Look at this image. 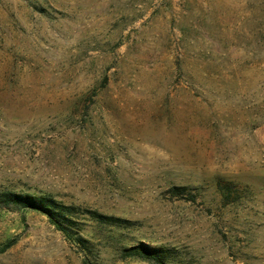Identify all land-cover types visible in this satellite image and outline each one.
I'll list each match as a JSON object with an SVG mask.
<instances>
[{
  "label": "rangeland",
  "instance_id": "1",
  "mask_svg": "<svg viewBox=\"0 0 264 264\" xmlns=\"http://www.w3.org/2000/svg\"><path fill=\"white\" fill-rule=\"evenodd\" d=\"M0 264H264V0H0Z\"/></svg>",
  "mask_w": 264,
  "mask_h": 264
},
{
  "label": "trees",
  "instance_id": "2",
  "mask_svg": "<svg viewBox=\"0 0 264 264\" xmlns=\"http://www.w3.org/2000/svg\"><path fill=\"white\" fill-rule=\"evenodd\" d=\"M3 196L6 202H8L9 200L13 202V199L11 197H14L15 202L16 200L21 201L24 202V204H26V206L28 207L41 210L42 212L47 214L49 219L54 224H56V226L59 229L63 231L72 222V220L70 219V215L73 214V210H74L73 207L62 205L46 198H40V200H37V199L28 198V196H20V195L12 196L9 193H3ZM94 216L103 222L113 220L112 217L105 216L102 214H94Z\"/></svg>",
  "mask_w": 264,
  "mask_h": 264
}]
</instances>
